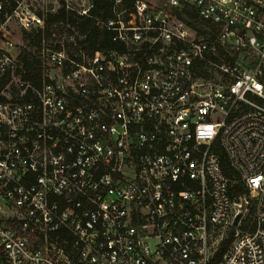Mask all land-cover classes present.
<instances>
[{
    "label": "built area",
    "instance_id": "1",
    "mask_svg": "<svg viewBox=\"0 0 264 264\" xmlns=\"http://www.w3.org/2000/svg\"><path fill=\"white\" fill-rule=\"evenodd\" d=\"M14 1L0 36L43 27ZM111 1L114 46L30 48L38 88L0 37V264H264V0Z\"/></svg>",
    "mask_w": 264,
    "mask_h": 264
},
{
    "label": "trees",
    "instance_id": "2",
    "mask_svg": "<svg viewBox=\"0 0 264 264\" xmlns=\"http://www.w3.org/2000/svg\"><path fill=\"white\" fill-rule=\"evenodd\" d=\"M3 2V9L0 12V24L4 21L6 15H10L16 7L14 0H0ZM92 7L88 15H80L75 9L66 7L64 1H59V6L55 10H47L46 14L38 12L39 15L43 16L44 25L42 28L26 31L22 29V40L23 44L20 46L22 49L21 57L23 61V69L21 72V79L29 82L33 87L38 88L41 85L42 78L44 75V68L41 59L31 51V47H38L42 40L49 42L54 40L56 37L60 38L61 33L64 30L69 31L71 28L82 32L85 37L80 41V44L84 45L89 50L103 49L106 47H112L115 44L109 39V32L104 27L95 23V17L105 19L112 16V1L111 0H90ZM178 15L189 22L192 26L197 28L201 33L207 32L200 23L195 20V13L191 11H177ZM134 15V12L129 11V16ZM222 54L228 57V54L222 51ZM264 70V67H263ZM264 82V79H262ZM6 81L0 84V100L5 99L1 95L2 88ZM11 85L13 94H18L20 89ZM30 91L29 88L27 92ZM258 102L263 103L260 98L256 99ZM241 189L242 186L240 187ZM230 242V238L223 242L221 253L227 248ZM220 258V254L217 255V259ZM216 260V259H215Z\"/></svg>",
    "mask_w": 264,
    "mask_h": 264
},
{
    "label": "rangeland",
    "instance_id": "3",
    "mask_svg": "<svg viewBox=\"0 0 264 264\" xmlns=\"http://www.w3.org/2000/svg\"><path fill=\"white\" fill-rule=\"evenodd\" d=\"M58 0H21L20 8L23 13H38L46 14L47 10L55 9L58 7ZM1 39L2 40H11L16 45H19L22 37V27L20 25V21L17 18H11L7 23L2 27L1 31ZM230 57L231 55L228 54ZM236 56V57H235ZM239 62L243 63L247 67L256 68L258 66L256 57L250 53H241L238 55H234ZM260 73L259 77L264 79V70L263 65L259 67ZM18 89V87H16ZM7 95L13 96L12 89L6 91Z\"/></svg>",
    "mask_w": 264,
    "mask_h": 264
},
{
    "label": "crops",
    "instance_id": "4",
    "mask_svg": "<svg viewBox=\"0 0 264 264\" xmlns=\"http://www.w3.org/2000/svg\"><path fill=\"white\" fill-rule=\"evenodd\" d=\"M60 1V0H58ZM59 3V2H58ZM92 2L90 0H77V1H73V4H74V7H85L87 4H91ZM59 5V4H58ZM58 7H56L55 9H57ZM55 9H51L52 11L55 10ZM23 43V40H22V37H21V42L19 45H21Z\"/></svg>",
    "mask_w": 264,
    "mask_h": 264
},
{
    "label": "water",
    "instance_id": "5",
    "mask_svg": "<svg viewBox=\"0 0 264 264\" xmlns=\"http://www.w3.org/2000/svg\"><path fill=\"white\" fill-rule=\"evenodd\" d=\"M238 218H239V216H238V217H236V219H235V221H234V224H236V222H237Z\"/></svg>",
    "mask_w": 264,
    "mask_h": 264
}]
</instances>
